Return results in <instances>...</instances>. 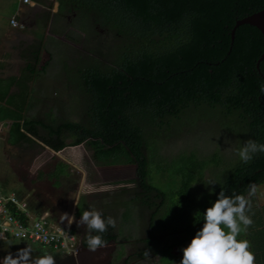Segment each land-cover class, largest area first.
Returning <instances> with one entry per match:
<instances>
[{"label":"trees","instance_id":"obj_1","mask_svg":"<svg viewBox=\"0 0 264 264\" xmlns=\"http://www.w3.org/2000/svg\"><path fill=\"white\" fill-rule=\"evenodd\" d=\"M55 1L53 15L64 37L82 51L73 48L76 56L65 59L74 65L75 82L68 85L77 90V118L52 122L50 113L27 118L19 109L12 114L4 108L0 121L10 120L5 142L37 140L54 151L83 144L97 161L131 157L134 177L125 183L133 184L129 199L147 210V222L145 235L132 240L142 246L129 256L145 257L150 250L160 263L179 264L182 252L173 253L172 246L190 243L222 189L247 197L249 185L264 180V153L247 164L237 155L248 139L264 144V54L256 64L261 76L255 68L264 38L248 23L233 27L231 42L229 36L233 24L260 10L264 0ZM34 57L25 65L24 83L39 74ZM190 114L187 127L198 120L212 123L232 141V152L224 157L213 150L202 157L184 149L163 155V140L179 135L182 128L174 127ZM61 165L49 176L57 178ZM152 169L172 175L175 186L156 185ZM210 180L215 184L208 185ZM249 232L250 250L264 251V224ZM101 235L119 242L114 227ZM86 236L87 229L80 238L84 247Z\"/></svg>","mask_w":264,"mask_h":264},{"label":"rangeland","instance_id":"obj_2","mask_svg":"<svg viewBox=\"0 0 264 264\" xmlns=\"http://www.w3.org/2000/svg\"><path fill=\"white\" fill-rule=\"evenodd\" d=\"M69 46H71L70 49ZM69 46L63 42L57 44L58 54L54 58L52 68L48 70V73H44L46 76L49 74L53 81L46 83L43 87V96L55 100L54 111L56 112L49 115L55 118L52 122H57L59 118L70 120L77 118L80 104L77 90L68 85L75 82L74 65L70 63L67 65L68 61L65 59L74 58L75 50L78 53L82 51L77 44H69ZM66 78L71 81L66 83ZM34 93L35 88L32 86L31 94ZM190 119H192V114L184 116L182 121L174 127L175 129L182 128L180 134L163 140L160 147L163 155L169 157L184 149H194L202 157L207 156L213 150L221 151L224 157L232 152V141L225 134H220L221 132L212 123L208 124L203 120H198L195 127L191 128L186 126ZM4 137L3 130L0 132V193L13 192L18 197H25L33 214L47 211L51 222L56 224L66 223V221H60L62 213L73 214L78 221L83 211L93 209L100 211L103 217L111 216L115 219L114 230L117 233L119 244L111 242L107 244V247L95 252L86 249L77 252L74 258L57 250L59 254L56 255V263L66 261L70 264H83L82 261H84V264H101L112 250H115L114 258L120 255L121 250L125 248L126 252H131L142 246L132 240L145 235L147 210L134 206L129 199L133 184L125 183V181L134 177V162L131 157L97 161L91 149L83 144L66 146L58 154L36 148L37 155H34L32 151H23L21 148L6 145ZM26 159L27 163L22 162ZM60 161L62 165L58 167H60L61 174L57 178L49 176L56 165L61 163ZM211 169L212 167H208L204 171L205 178L209 177ZM151 176L154 183L163 189L172 188L176 184L173 182L174 177L167 172L161 174L152 169ZM256 188L251 210L247 213L251 216L253 224L246 234L242 233L237 239L249 240L248 235H251L249 230L256 227V224L258 227L264 224V180L256 185ZM75 211L78 213L74 214ZM71 227L76 241L80 240L81 235L86 231V226L77 227L74 222ZM9 243L12 245H8ZM26 244L33 249L45 248L37 244H23L18 239L0 241V260L9 252L15 255L19 249L27 246ZM112 246L114 249L110 250ZM186 246L187 244L174 245L172 251L173 253L182 252V248ZM38 256L33 254V258ZM149 256L148 259L140 260L138 263H164H160L155 254Z\"/></svg>","mask_w":264,"mask_h":264},{"label":"crops","instance_id":"obj_3","mask_svg":"<svg viewBox=\"0 0 264 264\" xmlns=\"http://www.w3.org/2000/svg\"><path fill=\"white\" fill-rule=\"evenodd\" d=\"M32 2L27 4L19 0H0V110L5 108L16 114L19 109L27 118H37L45 113L56 112L55 101L43 96L45 84L53 82L50 75L46 76L44 73H48L52 68L54 58L57 56V44L59 42L67 46L71 44L63 35L66 30L62 29L61 21L53 15L57 9V2L55 0H32ZM14 14L22 27H13L9 24V18ZM32 56H35L34 66L39 74L29 81L25 80L24 83L21 77L27 75L25 65L32 61ZM43 77L50 79L46 81ZM25 85L29 90L34 86L35 93L31 94L28 89L26 91ZM11 104L15 105V108L11 107ZM9 123L8 119L0 121V132L4 130L5 137ZM34 141L19 146L9 145L6 142L5 144L21 148L23 151H32L34 155H37L36 148H42L43 151H50L52 154H58L65 149L64 147L54 151L40 141ZM22 162L27 163V159ZM254 254L255 264H264V251Z\"/></svg>","mask_w":264,"mask_h":264},{"label":"clouds","instance_id":"obj_4","mask_svg":"<svg viewBox=\"0 0 264 264\" xmlns=\"http://www.w3.org/2000/svg\"><path fill=\"white\" fill-rule=\"evenodd\" d=\"M264 93V85L260 87ZM264 153V144L248 139L237 150L240 160L247 164L254 154ZM215 184L209 181L208 185ZM255 184H250L247 197L242 194L225 195L223 189L211 207L203 213V226L190 243L182 248V258L179 264H255V254L250 250L251 243L247 239H237L242 233L246 234L253 220L247 213L251 210V197L256 194ZM211 194V190H210ZM60 221H66L70 226L74 222L77 227L86 226V243L88 251L95 252L107 247V242L101 234L108 231V227H115V219L111 216L105 220L98 210H85L79 220L74 215L62 213ZM96 233V234H93ZM0 239H6L0 236ZM8 245H12L9 243ZM150 250L144 255L149 256ZM31 246L19 249L15 255L9 252L0 264H56L52 254L44 251L42 255L33 258Z\"/></svg>","mask_w":264,"mask_h":264},{"label":"built area","instance_id":"obj_5","mask_svg":"<svg viewBox=\"0 0 264 264\" xmlns=\"http://www.w3.org/2000/svg\"><path fill=\"white\" fill-rule=\"evenodd\" d=\"M32 4V0H19ZM13 27H22L16 15L9 18ZM0 236L18 239L22 243L37 244L60 250L74 256L78 251V241L71 225L51 222L46 211L33 214L25 197H17L13 192L0 193Z\"/></svg>","mask_w":264,"mask_h":264},{"label":"flooded vegetation","instance_id":"obj_6","mask_svg":"<svg viewBox=\"0 0 264 264\" xmlns=\"http://www.w3.org/2000/svg\"><path fill=\"white\" fill-rule=\"evenodd\" d=\"M115 243L116 241H109L107 242V244L109 243ZM119 244V242H116ZM115 243V244H116ZM24 244V243H23ZM138 245H140V242H137ZM27 245V244H26ZM27 247V246H24ZM119 247V245L117 246V248ZM121 248L123 246H120ZM125 247V246H124ZM33 249V248H32ZM87 249V247H84L80 244V240H78V251H85ZM114 249V246L110 247V250ZM44 251L49 252L50 254H52L54 256V258H56V255L59 254V252L53 248L50 247H45V248H39V249H33V254L34 255H42ZM115 252V250H112L107 257H105V260L103 261V263L101 264H139L138 261L140 260H146L148 259L150 256H145V257H136V256H129L130 252H126V248L121 250V253H119L120 255H118L117 257L113 258V253ZM132 252V251H131ZM134 252V251H133ZM32 254V255H33ZM77 254V253H76ZM76 254L74 256L70 255V257L74 258L76 256ZM150 255V254H149ZM67 261H69L68 259H66ZM86 262V261H85ZM82 263L84 264V261H82ZM56 264H70L69 262L66 261H59Z\"/></svg>","mask_w":264,"mask_h":264},{"label":"water","instance_id":"obj_7","mask_svg":"<svg viewBox=\"0 0 264 264\" xmlns=\"http://www.w3.org/2000/svg\"><path fill=\"white\" fill-rule=\"evenodd\" d=\"M240 23H248V24L254 25L256 28L259 29V31L261 32V34H262V36H263V38H264V6H263L260 10H258V11H256V12L250 14V15H247V16H245V17H243V18L237 20V21L233 24L231 30L229 31L230 42H231V33H232V29H233V27H234L236 24H240ZM230 42H229V46H230ZM229 46H228V48H229ZM227 50H228V49H227ZM226 52H227V51H226ZM225 54H226V53H225ZM263 54H264V47H263L262 53L260 54V56H259V57L257 58V60L255 61V68H256V70H257V66H256L257 61L259 60V58H260ZM257 72H258V70H257ZM258 73H259V72H258ZM259 75L261 76L260 73H259ZM261 79H262V83H263V78H262V76H261ZM262 83H261V85H262Z\"/></svg>","mask_w":264,"mask_h":264}]
</instances>
